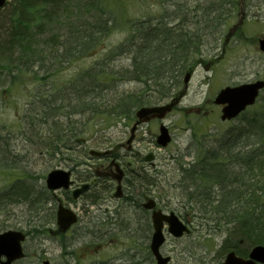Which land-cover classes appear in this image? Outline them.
<instances>
[{
	"label": "rangeland",
	"instance_id": "374dc122",
	"mask_svg": "<svg viewBox=\"0 0 264 264\" xmlns=\"http://www.w3.org/2000/svg\"><path fill=\"white\" fill-rule=\"evenodd\" d=\"M195 1L190 0L191 8L196 7ZM197 1V3H203L204 6H202L208 11L209 18L219 15L211 9L212 0L209 5L206 0ZM14 2L15 0H7L5 7L1 8L0 16L3 18H1V25L8 23L4 18H8L11 22L13 18L11 6ZM249 2V7L245 6L243 27L228 44L223 58H218L221 59L219 62L215 61L213 56L216 57L220 53L222 46L220 41L226 28L242 20L241 6L237 9L232 8V14L228 15L232 19L225 23L223 21L225 25L221 24L219 29H216L218 31L216 36L206 35L204 44L191 46L192 54L196 52L198 58L204 57L205 63L213 62L206 65L202 63L195 70L185 90L186 95L180 101L181 104L163 120L172 135V141L166 148H159L155 145L153 135L158 133V121L143 123L138 130L130 132L134 115H131L129 119L120 115L116 117L105 115V121L92 126L88 115L72 114L69 118L75 123L62 122L54 125L53 128L51 125L47 126L45 130H51L49 133L55 134L62 132L76 134L78 138L76 142L73 141L72 133L68 135L73 142L72 146H77L73 151L78 154L74 158L78 159L79 164H74L73 167L67 165L71 164L68 163L69 159H66L68 162L65 163L57 158L50 160L42 155L33 139L27 136L29 124H32L29 107L33 99L37 100L39 96L50 101L53 99L52 96H57L59 98L57 104H60L62 99L69 95V91L62 86L64 83L78 78L88 70H93V73L98 75L102 64L110 68L108 63L116 65L114 70H110L117 74L113 81L114 84H111L112 87L108 84L101 87L102 85L98 82L97 90L105 91L114 97L136 96L138 89L141 88L140 82H123L122 76L117 71L121 68L120 66H125L127 62H130V54L125 52L128 54L120 55L112 62L109 59L113 54L112 50L130 40L127 37L139 24L143 27L155 26L156 18H159L163 8L165 11L157 21L161 22L160 29L163 26H170L171 21L179 15L180 11H183L179 8L177 12H172L169 3L165 0H62L56 11L51 12V9L46 7L47 13L54 14L50 23L41 19L44 14L34 16L35 22L29 24L25 41L21 42L24 44L23 48L17 46L14 49V55L20 60L14 58L15 65L11 66L8 55H0V150L5 154L0 168V190L7 186L10 187L14 179L21 177L20 182L38 191L44 185L47 173L57 167L73 168L72 180L82 181L87 168L102 164L99 159L88 155L89 149H117L116 153L122 156L127 155L124 157V162L133 161L132 154L134 153H137L135 156L139 157L140 154L146 156L152 152L154 166L157 169L154 175L158 183L157 202L166 208H179L186 201L181 190L175 186L178 168L172 155L179 156L188 151L191 155L194 154L195 145L201 149L203 146L201 141L219 139L218 132L239 121L238 119L237 121L220 122L219 107L213 105L212 100L221 88L255 82L257 79L264 81V54L259 52L257 44L259 39H264V0H249ZM185 12L186 14L183 13L185 14L184 23L177 33L173 35L172 30V35H168L170 42L181 40L193 15L195 17V14H201L193 11L194 14L189 8H186ZM237 13L240 14L239 17L236 16ZM106 17L112 19L109 20ZM99 18L100 20L105 19L101 21L104 23L103 27L106 26L108 29V35L100 47L92 49L91 53L81 54L80 57L67 58L66 55L57 54L56 56L53 53L54 57L50 55L49 50L58 47H60L59 53H62L67 47L64 41L70 38L71 34H79L93 22L100 21ZM212 21L214 19L208 24H212ZM195 30L197 28L189 32V35L194 34ZM0 32L6 34L4 29ZM195 38L200 43L199 37L195 36ZM36 57L40 58L44 65L38 68L37 76L30 70ZM26 58L28 62H25ZM55 67L59 68L58 71L51 73ZM110 71L106 70L107 73ZM106 72L102 75L104 80L107 76ZM181 88L182 83L172 88L171 92L176 93ZM141 93L139 96L145 95ZM155 95L154 92L152 96ZM97 96L99 99L98 92ZM67 100L69 101L68 97ZM68 104H74V101L65 103L66 108L62 111V115L71 111L72 107ZM192 107H198L199 114H185L181 111V108ZM134 108L132 110H135ZM261 110L264 112V90L260 93L257 104L247 109V112L242 115L247 117ZM64 119L61 116V120ZM57 127L58 129L55 130ZM129 135H134L135 139L129 146L128 154ZM184 160H189V157L185 156ZM143 165L147 166L145 162ZM232 172L233 170L229 171L231 176ZM55 194L61 200H65V196L61 193L56 192ZM88 198L80 199L78 206L73 209L79 219L66 235L57 233L55 221L49 224L45 222L42 224V220L39 221V217L43 216L42 210H36L20 202L10 204L3 202L0 205V232L11 229L28 231L34 226L37 230L27 236L24 242L25 257L17 264H43L45 260L49 264H148L143 248L145 245L148 246L151 233L150 228L145 229V226L141 224L139 210L126 205L122 199L116 202L112 194L109 197L108 209L103 205L99 207L100 200H97L96 206L90 204ZM51 204L53 207L56 206L55 198ZM121 205L124 208L114 216L113 208ZM205 216L207 219L211 218L209 214ZM110 217L115 218L113 225L108 222ZM207 228V225L197 224L196 229L191 230V234L187 237L180 239L167 237L166 246L162 250L163 254L167 249L173 250L169 254L172 257L170 264H217L225 255L226 251L222 249L224 245L230 248L231 246L237 247L238 250L246 246L244 239L240 241L242 244L245 243L242 245L238 244L237 239L230 237L226 226H221L220 230H210V232H206ZM144 234L147 235V240L143 238ZM141 238H143L142 242Z\"/></svg>",
	"mask_w": 264,
	"mask_h": 264
},
{
	"label": "trees",
	"instance_id": "16d2710c",
	"mask_svg": "<svg viewBox=\"0 0 264 264\" xmlns=\"http://www.w3.org/2000/svg\"><path fill=\"white\" fill-rule=\"evenodd\" d=\"M54 1L15 0L12 3L13 18L11 22H18L24 25L21 33L19 32L20 42L25 41L29 24L35 22L34 16L44 14L41 19L50 23V19H52L54 14L47 13L46 7L53 6ZM217 1H214V11L216 12L219 10L217 6H222L225 9L227 5H230V7L232 4L235 5L233 0ZM196 8L193 10L192 7L190 11L208 13L205 7L196 6ZM52 11L53 9H51ZM27 16L31 17L32 20H29ZM195 17H198L197 14H195ZM208 20L209 17H207ZM192 22L195 24L197 22L194 17H192ZM103 24L102 21L93 22L83 31H80L79 34H73L70 38L68 37L64 41L67 47L61 55H66L67 58L80 57L81 54L91 53L92 49L100 47L108 35V29L105 26L103 27ZM158 28L160 27L158 26ZM158 28L143 27L137 37H131L132 39L128 37L133 42L127 40L123 45L113 49L123 54L126 51V46L129 45L132 59L137 60L135 66H140L142 71L147 72L146 75L143 74V76L136 78L142 84V90L136 96L127 97V101H125V103L129 102L132 104V109L137 106L148 107L149 105H156L160 101L168 99L172 88H176L179 85L180 77L192 65L190 64V57L194 59L193 55H196V52L192 54L191 46L200 45L195 36L199 37V41L204 37L201 34L203 30L200 29L195 30L194 34L185 35V38L178 40V43L176 41L170 42L171 40L168 39L170 32L163 33V28ZM134 42L138 45H133L132 43ZM156 47L161 48L157 53ZM54 50L55 48L49 50V52L51 53ZM106 70L114 69L102 64L99 74L93 76L96 85L88 87L97 89L99 87L97 86L98 82L102 85L101 87L105 84H108V86L114 84L113 81L117 74L112 73L113 71L107 73ZM119 70L117 69V71ZM103 72L107 73L105 80L103 79L104 77L102 78ZM91 78L92 75L87 76V81L91 80ZM141 92L145 93V95L139 96ZM154 92L156 95L152 96ZM92 96L93 94L91 93L82 98V100H76L74 104H68L72 109L64 115L69 117L72 114L82 116L86 114L92 126L105 121V115H113L115 117L119 115L116 109L107 108L104 111L97 109L94 106L97 101L89 100ZM94 97L97 98L96 95ZM132 109L130 114L124 115L127 119L132 115ZM51 137L54 143H60L66 148H72L73 142H70V137L68 143L59 141L56 135ZM73 141H78L76 134H73ZM201 144H203L201 149L197 147L194 150L197 151V154L204 153L205 155H196L195 163L192 165L178 166L179 178L176 184L186 201L183 203L185 210L192 209L195 214H212V219L206 222L211 223L214 228H219L222 223L228 227L231 226L229 229V231H232L231 236L237 239L238 242L244 239L243 242L246 243H244L246 247L249 245L253 246V244H263L264 112L261 110L239 120L236 126L225 132L223 137L215 140V145L212 142ZM232 148L235 150L230 152ZM4 157L5 154L0 150V168ZM225 161L227 164L224 163ZM234 167L239 172L231 176L229 171L233 170ZM132 178H135L136 183L134 185L139 188L140 192L143 189H149L153 182L149 178L146 179L145 175L141 173L133 175ZM21 180V178H16L9 189L3 192L0 190V205L3 202L6 204L20 202L28 204L36 210H42L44 213L47 209L44 205H47L51 199L46 192V188L42 186L37 191L32 186L30 187L26 183L20 182ZM39 218V221L42 220V224H44L43 218ZM50 220L51 218L46 219L47 222Z\"/></svg>",
	"mask_w": 264,
	"mask_h": 264
},
{
	"label": "bare ground",
	"instance_id": "6f19581e",
	"mask_svg": "<svg viewBox=\"0 0 264 264\" xmlns=\"http://www.w3.org/2000/svg\"><path fill=\"white\" fill-rule=\"evenodd\" d=\"M202 1H205V0H202ZM206 1L208 2L207 5H209V3H211L210 0H206ZM60 3H61V1L58 2V0H55L54 5L49 6V8L53 9V11H56V9L59 8ZM202 5H203V3H202ZM207 7H209V6H207ZM227 7H230V5H227ZM182 8H184V7L181 6V9ZM217 8L219 9L218 13H226V10L223 9L222 6H217ZM182 11L183 12L180 11L179 15H177V17L171 21L170 26H168V27L163 26V29H162L163 33H166L168 31V32H170V34H172V32H171L172 30L174 31L173 35H175V33H177L178 29L184 23L183 21L185 19L184 15L186 14V12L184 10H182ZM183 13H185V14H183ZM27 17L29 20H32L31 17H29V16H27ZM1 18H2V16H0V23H1V20L3 19V18L2 19ZM106 18H108L109 20L112 19L110 17H106ZM4 19H6L8 23L0 26V28H1L0 31H2V29H4V32L6 33V34H4V33L0 32V55H5V56L8 55L7 57H9L8 58L9 64L11 66H14L15 65V59L14 58H16L17 60H20V59H18V56L14 55L15 54L14 49H16L17 46L20 48H23V44H21V42L19 40V36H20L19 32L21 33L24 25H22L18 22H13V23L9 22L8 18H4ZM101 20H103V19H101ZM199 24H200L201 28L206 33L209 34V26L210 25L208 24V21L205 19H199L198 25ZM142 29H143V27L137 26L135 28L134 32H130L129 38L134 37V36L137 37L140 34ZM187 29H188V26L185 29L186 32H187ZM186 32L182 35L183 38H185ZM131 42H133V41L131 40ZM132 44L133 45L135 44L136 46L138 45V44H136V42H134ZM156 48H157L156 53L159 50H161L160 47H156ZM59 49H60V47L55 48V50L52 51L51 53H53L57 56V54H61V52L59 53ZM57 51H58V53H57ZM51 53H50V55H52L54 57L55 55H53ZM124 54L125 53L122 54L121 52L114 50L113 54L110 56L109 59L113 62V60H115L116 57H119L120 55L124 56ZM13 59H14V61H13ZM26 59L27 60H25V62L26 61L28 62V58H26ZM34 60H35V62L31 65L30 70H32L34 75L37 76V73L39 71L38 68L40 69L44 65H42V61L40 58L36 57ZM136 61H137L136 59H131L130 62H127L128 63L127 65L120 66L121 68H119L120 70L118 72L122 76L123 82H125V81H127V82L132 81L133 82L136 80L137 77L143 76V74L144 75L147 74V72L142 71L140 69L141 68L140 66H135ZM108 65L111 69H114V66H116V65L109 64V63H108ZM126 66L131 67V68H127ZM34 69H36V70H34ZM53 69L54 70L51 73L57 72L59 68L55 67ZM89 75H92V78H91V80L87 81V76H89ZM95 75L96 74L93 73V70H88V71L83 72L80 76H78V78L70 79V81H68L67 83H64L62 86L64 89L69 91V95H67L69 101L72 100L71 102H73V101L76 102V100H78V99L82 100V98H84L85 96L92 93L93 96L91 98H89V100L97 101L94 104V106L97 109H99L101 111H104V109H107V108H110L113 110L116 109L118 114L121 116L130 114L131 109H132V104H130L129 102L125 103V101H127V98L118 97V96L117 97L116 96L115 97L110 96L109 94L105 93V91L101 92L95 88L92 89V88L88 87V86L94 87L96 85L95 84V78H93V76H95ZM93 82H94V84H93ZM140 85H141V88L138 89V92L141 91L142 87H143L141 83H140ZM97 92L99 95V99L97 96ZM175 94L176 93L171 92L170 97L174 96ZM94 95H96L97 98H95ZM52 97H53V99L50 101L44 100V98H40L39 96H38L37 100L33 99V102L30 104V107H29L31 109L30 110V112H31L30 118H31L32 124H29V127H30L28 130L29 133H26V134L28 137L30 136L33 139V141L35 142L36 146L40 148V152H42V155L47 156L50 160L57 158L60 161L65 162V163L68 162L66 159H69L70 161L68 163H71V164H67V165L73 167L74 164L75 165L79 164V162L77 161L78 159L74 158V156H76L78 154H76V152L73 151V150H75V148L77 146H72V148H66L63 145H61L60 143H54L52 141V137H51V136L56 135V136H58L57 139L59 141H63V142L68 143V139H70L68 135L71 134L72 132H70V133L62 132L61 134H55L53 132L49 133L51 130L50 131L45 130V128L47 126L51 125L53 128L54 125L61 124L62 122H66V123H70V124L75 123V121L73 119L69 118L67 115H62V111L66 108L65 103H71V102H69L67 100V97L65 96L62 99V101L60 102V104H57L59 98L57 96H52ZM64 100H66V101L64 102ZM56 106H58V107H56ZM142 108H145V106L135 107L134 108L135 110H132V115L137 116L136 115L137 112ZM61 116H63V118H65L63 121L61 120ZM57 129H58V127L55 128V130H57ZM78 129H80L79 125H78ZM72 135H73V133H72ZM70 142H72V140ZM234 150L235 149L232 148V149H230V152H233ZM128 164H129V166L127 168L128 171H129V168H131L132 170H135L139 174L141 173L147 177L154 176L157 173V169L144 168V167L142 168L143 161H134V162H129ZM93 168H95V167L86 169L85 174H83V176H82V180L86 181V179L91 178V173H92ZM55 169L65 171V172H69L70 175L74 176L73 168H71V167L70 168H68V167H63V168L57 167ZM235 169L236 168L234 167L233 172H232L233 174L239 172L238 169H236V170ZM120 171L121 172L117 176L114 175L112 177L113 182H116V188L118 187L119 178H123V176H124V170L121 169ZM127 174H128V172H127ZM7 189H9V186H7V188L2 189L1 191L3 192L4 190H7ZM116 192H120V190L119 191L117 190L114 193H116ZM123 194H124V192H123ZM124 195L126 196L125 199L129 203V206L134 207L136 210H142V209L144 210L145 209L148 212L152 213L151 214L152 216H153V212H157V211H159L160 213H163V214L168 213V209L165 206H161L159 202H156L154 200L143 199V195L139 194V192L136 191L134 188H131L130 190L126 191V194H124Z\"/></svg>",
	"mask_w": 264,
	"mask_h": 264
},
{
	"label": "water",
	"instance_id": "95a60500",
	"mask_svg": "<svg viewBox=\"0 0 264 264\" xmlns=\"http://www.w3.org/2000/svg\"><path fill=\"white\" fill-rule=\"evenodd\" d=\"M5 4L4 0H0V8ZM260 50L264 52V40L259 42ZM189 76L186 75L185 82L188 81ZM264 88V81L258 80L254 83H246V85L236 86L235 88L225 87L221 90L214 99V103L217 105H222L221 109L222 115L220 119L222 121L226 119H231L236 117L240 112H242L247 105H252L255 101V97L258 94V91ZM174 100L170 102V105L152 107V108H142L137 112V117L139 119L145 118L149 114H155V116H162L166 111H169L170 108L174 105ZM136 127V126H135ZM135 127L131 132L134 131ZM131 140V139H130ZM129 140V141H130ZM170 138L167 136L166 129L161 126L160 135L157 140L159 146H165L169 142ZM93 155L101 156L102 153L91 152ZM45 183L49 189L56 188H69L71 185L70 173L54 169L48 173ZM87 185L79 189H75L72 195L76 198L80 193L85 192ZM149 207V206H148ZM57 224L62 230H66L71 224L75 223L76 217L72 212L62 207L58 204V210L56 213ZM163 222L168 224V232L173 236H182L184 232H188L186 227L178 220L174 213H169L168 215L160 213L159 211L153 212L152 223H153V237L150 243L151 251L154 257L157 259V264H165L168 258L162 260L159 256L158 249L164 241V236L162 234ZM24 235L23 233L16 231H7L0 233V264H12L16 259H21L24 256V253L21 250V242H23ZM249 260H240L234 257V253L228 255L223 264H256L254 261L264 263V247H254L251 251ZM4 257L5 260L1 261V258ZM47 264V263H46Z\"/></svg>",
	"mask_w": 264,
	"mask_h": 264
},
{
	"label": "flooded vegetation",
	"instance_id": "af4514ba",
	"mask_svg": "<svg viewBox=\"0 0 264 264\" xmlns=\"http://www.w3.org/2000/svg\"><path fill=\"white\" fill-rule=\"evenodd\" d=\"M171 9L173 10L174 8H177L181 5H186L187 4V0H166ZM161 23V22H159ZM193 112H195L194 110H192ZM192 111H185V112H192ZM154 120V119H152ZM126 155H124L123 157H125ZM122 157V155L120 154H115L113 153H109L107 154V156H104L103 158L99 159V161H102V164H98L95 168L92 169V173H91V178L86 179V181H80L78 183H75L74 187H79L83 184L88 183V190L86 192L85 195L79 197L78 199H76V201L72 200V195L71 192L69 191H65L67 197L65 196V203L64 206L72 207L73 209L76 208L77 202H79L80 199L82 198H86L89 197V202L96 206L95 203H97L100 200V203L98 204L99 207H101V205L105 206L107 209L109 207V197L112 194V192L115 190L116 188V182H113V176H117L118 173H114L113 169H114V165L111 164L112 160H116L117 162H119L120 168L122 170H124V176L121 180V190L122 192H124V194H126V191L130 190L131 188H134L135 185L132 183V180H134L132 178L133 175H137L138 172H136L135 170H132L131 168H129V171L127 170L129 164L127 162H124V158ZM152 168L155 169L154 164H149L147 166L142 165V168ZM128 172V174H127ZM127 174V175H126ZM95 175V176H94ZM155 180V179H153ZM152 193H150V191L148 190H143L141 192L138 191V189H136V191L139 192V194L143 195V199H146L148 197H154V189L156 188V183L152 182L151 186H150ZM62 194V192H61ZM71 198V199H70ZM126 196L123 195L122 198L116 199V202H120V200L122 199L124 201V203L126 205H129V203L126 201ZM98 200V201H97ZM79 207H77L78 209ZM124 208L123 205H121L120 207H114L113 208V213L114 216L118 213L121 212L122 209ZM130 208V207H128ZM133 209H135L134 207H131ZM130 208V209H131ZM136 210V209H135ZM112 212V211H111ZM139 213L141 214V221L144 226L145 225H149V227L152 228V224H151V214L150 212H148L147 210H139ZM111 214V213H110ZM109 214V215H110ZM111 216V215H110ZM115 218H109L108 222L109 224L113 225ZM143 238L147 239V235L144 234ZM142 238V239H143ZM166 246V245H165ZM165 246H163V248H165ZM162 248V249H163ZM171 251V249H167L166 252ZM164 252V253H166ZM150 264H154V262L151 260Z\"/></svg>",
	"mask_w": 264,
	"mask_h": 264
}]
</instances>
